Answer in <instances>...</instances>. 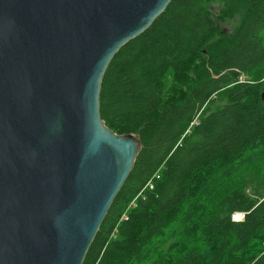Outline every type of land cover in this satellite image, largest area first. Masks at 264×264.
Returning a JSON list of instances; mask_svg holds the SVG:
<instances>
[{
    "label": "trees",
    "instance_id": "16d2710c",
    "mask_svg": "<svg viewBox=\"0 0 264 264\" xmlns=\"http://www.w3.org/2000/svg\"><path fill=\"white\" fill-rule=\"evenodd\" d=\"M263 94L264 0H173L127 43L100 111L142 151L84 264H264Z\"/></svg>",
    "mask_w": 264,
    "mask_h": 264
},
{
    "label": "water",
    "instance_id": "95a60500",
    "mask_svg": "<svg viewBox=\"0 0 264 264\" xmlns=\"http://www.w3.org/2000/svg\"><path fill=\"white\" fill-rule=\"evenodd\" d=\"M172 1L0 0V264H84L142 151L104 75Z\"/></svg>",
    "mask_w": 264,
    "mask_h": 264
},
{
    "label": "built area",
    "instance_id": "2783aa9c",
    "mask_svg": "<svg viewBox=\"0 0 264 264\" xmlns=\"http://www.w3.org/2000/svg\"><path fill=\"white\" fill-rule=\"evenodd\" d=\"M246 79H247V77L245 75H241L240 78H239L240 82H246ZM154 179H159V174H156L153 177V179L147 184L145 189H150V190L154 189V182H153ZM142 194H143V192L139 196H141ZM133 206H135V201L132 203L131 207H133ZM231 217H232V221L241 222V221H243L245 219V214L237 212V213L232 214ZM127 219H128L127 214H125L123 216L122 220H127Z\"/></svg>",
    "mask_w": 264,
    "mask_h": 264
},
{
    "label": "rangeland",
    "instance_id": "374dc122",
    "mask_svg": "<svg viewBox=\"0 0 264 264\" xmlns=\"http://www.w3.org/2000/svg\"><path fill=\"white\" fill-rule=\"evenodd\" d=\"M220 27L222 30H227V31H231L233 29L232 28L233 26L230 24H224V25H221Z\"/></svg>",
    "mask_w": 264,
    "mask_h": 264
}]
</instances>
